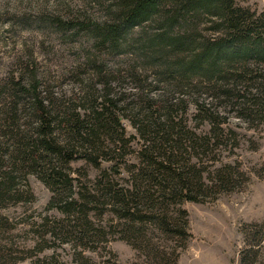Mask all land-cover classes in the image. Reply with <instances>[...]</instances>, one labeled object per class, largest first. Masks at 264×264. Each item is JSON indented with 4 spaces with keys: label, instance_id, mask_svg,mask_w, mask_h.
<instances>
[{
    "label": "trees",
    "instance_id": "16d2710c",
    "mask_svg": "<svg viewBox=\"0 0 264 264\" xmlns=\"http://www.w3.org/2000/svg\"><path fill=\"white\" fill-rule=\"evenodd\" d=\"M91 1L103 6L105 18L60 24L65 29L88 32L94 52L86 61L92 66L91 77L97 76L100 85L95 87L84 79L75 106L65 101L45 103L34 76L25 84L22 78L9 84L11 95L18 99L0 105V133L11 141L6 146L0 143V200L14 196V172L26 169L51 189L61 210L75 216L76 225L67 233L81 232V241L88 234L89 240L100 236L87 213L96 208L91 203H103L122 220L120 236L139 256L150 260L149 264H176L180 249L191 236L188 213L180 203L199 201L207 190L200 174L180 156L187 153L185 144L206 149L209 140L203 136L197 142L195 134L176 121L175 103L169 100L183 101L195 95L197 109L204 118L215 121L217 116L198 102L200 94L211 93L240 117L264 120V9L242 5L244 0ZM145 23L155 25V30L131 36L133 29ZM128 50L134 52L143 69L154 74L158 84H163L162 94L151 97L139 85L145 95L123 107L144 140L140 150L143 165L137 168L132 190L115 186L102 171L95 179V194L82 192L76 201L70 198L66 164L81 156L98 166L97 157L105 153V142L119 149L117 144L123 140L117 115L121 97L110 82L123 77H111L101 53L123 54ZM152 87L155 89L151 86L150 91ZM20 113L27 116V124L20 122ZM234 182L230 166L215 170L213 187L217 190H230ZM147 224L157 229L158 235ZM251 226L255 230L249 237L253 234L255 241L247 242L238 264H252V244L258 246L263 238V224L245 225L247 234ZM159 237L164 243L156 241Z\"/></svg>",
    "mask_w": 264,
    "mask_h": 264
},
{
    "label": "rangeland",
    "instance_id": "374dc122",
    "mask_svg": "<svg viewBox=\"0 0 264 264\" xmlns=\"http://www.w3.org/2000/svg\"><path fill=\"white\" fill-rule=\"evenodd\" d=\"M241 4L258 11L264 9V0H244ZM103 18V6L90 0H0V105L18 99L11 95V82L22 78L25 84L28 77L34 76L37 92L45 103L65 101L78 106L84 79L95 87L100 85L97 76L91 77L92 66L86 61L87 55L94 52L92 40L86 30L65 29L60 23ZM154 27L145 23L133 29L131 36L152 33ZM101 58L111 77H123L110 81L121 97L117 115L124 130L123 140L117 144L119 149L105 142V153L97 157L98 166L81 156L66 164L70 198L76 201L82 192L95 194V179L102 171L117 187H135V173L143 165L140 150L144 140L123 107L145 95L141 87L150 97L162 94L163 84L142 68L133 51L102 52ZM151 86L155 89L150 91ZM194 96L169 100L175 103L176 121L193 132L197 142L203 136L209 140L206 149L185 144L187 153L180 156L200 174L207 190L199 201L180 203L188 213L191 236L180 249L176 264H238L247 242L255 241L253 234L249 237L255 227H247V234L245 225L264 226V120L240 117L235 110L224 108L211 93H202L198 102L217 116L212 121L197 109ZM1 118L0 114V125ZM20 122L27 124V116L22 114ZM0 143L6 146L11 141L0 133ZM224 166L233 169L235 182L230 190L219 191L213 187V177L215 170ZM14 174V196L0 200V264H149L150 260L139 256L121 238L122 220L108 205L91 203L96 208L88 211V220L100 236L89 240L90 234L86 235L84 245L79 239L81 232L67 233L76 225L75 216L59 208L57 198L53 201L54 193L40 177L26 169ZM147 226L158 235L157 229ZM155 239L164 243L161 237ZM252 250V264H264V234L258 246L252 244Z\"/></svg>",
    "mask_w": 264,
    "mask_h": 264
}]
</instances>
